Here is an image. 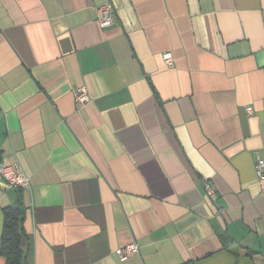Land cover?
Segmentation results:
<instances>
[{"label": "crops", "instance_id": "1", "mask_svg": "<svg viewBox=\"0 0 264 264\" xmlns=\"http://www.w3.org/2000/svg\"><path fill=\"white\" fill-rule=\"evenodd\" d=\"M256 156L264 0H0V164L30 181L0 178V235L20 196L26 264H264Z\"/></svg>", "mask_w": 264, "mask_h": 264}, {"label": "built area", "instance_id": "2", "mask_svg": "<svg viewBox=\"0 0 264 264\" xmlns=\"http://www.w3.org/2000/svg\"><path fill=\"white\" fill-rule=\"evenodd\" d=\"M95 10L97 21L102 28H107L112 25L115 17V10L110 3L98 5ZM163 59L169 66L173 65V58L170 52H165L163 54ZM73 94L77 107L84 106L90 100L84 86L74 88ZM248 111L250 112L251 109L248 108ZM254 171L261 188L264 189V159L259 156H256ZM0 178L14 187L26 189L30 186L29 177L20 169L17 161L6 165L0 164ZM204 189L209 197H215V189L209 184V182L204 183ZM138 251V243L135 240H132L117 248L116 253L120 260H125L127 257Z\"/></svg>", "mask_w": 264, "mask_h": 264}, {"label": "trees", "instance_id": "3", "mask_svg": "<svg viewBox=\"0 0 264 264\" xmlns=\"http://www.w3.org/2000/svg\"><path fill=\"white\" fill-rule=\"evenodd\" d=\"M26 206L20 196L14 204L2 207V230L0 235V256L5 264H26L23 241L26 237L23 220Z\"/></svg>", "mask_w": 264, "mask_h": 264}]
</instances>
